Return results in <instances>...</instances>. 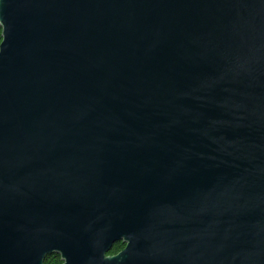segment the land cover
Instances as JSON below:
<instances>
[{"label": "water", "instance_id": "1", "mask_svg": "<svg viewBox=\"0 0 264 264\" xmlns=\"http://www.w3.org/2000/svg\"><path fill=\"white\" fill-rule=\"evenodd\" d=\"M0 25V264H264V0H0Z\"/></svg>", "mask_w": 264, "mask_h": 264}, {"label": "trees", "instance_id": "2", "mask_svg": "<svg viewBox=\"0 0 264 264\" xmlns=\"http://www.w3.org/2000/svg\"><path fill=\"white\" fill-rule=\"evenodd\" d=\"M2 41V27L0 25V43ZM126 244L124 241H118L114 244L113 248L109 252V254H116L123 250L125 248ZM46 264H62L63 260L61 258V255L58 253H54L51 255H48L45 259Z\"/></svg>", "mask_w": 264, "mask_h": 264}]
</instances>
